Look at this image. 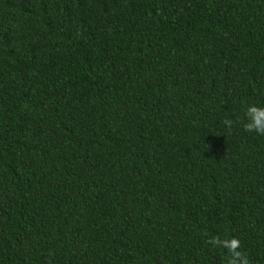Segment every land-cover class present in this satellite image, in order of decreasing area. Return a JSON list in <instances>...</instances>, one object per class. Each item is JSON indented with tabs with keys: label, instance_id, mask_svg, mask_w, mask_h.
Returning <instances> with one entry per match:
<instances>
[{
	"label": "trees",
	"instance_id": "trees-1",
	"mask_svg": "<svg viewBox=\"0 0 264 264\" xmlns=\"http://www.w3.org/2000/svg\"><path fill=\"white\" fill-rule=\"evenodd\" d=\"M253 104L264 0H0V264H264Z\"/></svg>",
	"mask_w": 264,
	"mask_h": 264
},
{
	"label": "clouds",
	"instance_id": "clouds-1",
	"mask_svg": "<svg viewBox=\"0 0 264 264\" xmlns=\"http://www.w3.org/2000/svg\"><path fill=\"white\" fill-rule=\"evenodd\" d=\"M246 122L244 130L249 133L264 135V107L249 105L244 113ZM222 123L226 128L231 129L234 121L232 119H224ZM209 244L216 248L225 249L228 253L227 264H249L248 257L245 252L241 251V241L237 238L220 239L212 238L208 241Z\"/></svg>",
	"mask_w": 264,
	"mask_h": 264
}]
</instances>
